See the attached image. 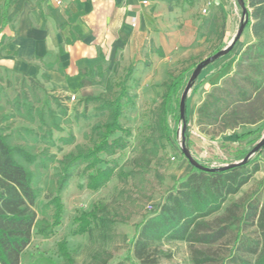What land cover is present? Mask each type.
Here are the masks:
<instances>
[{
    "label": "trees",
    "instance_id": "1",
    "mask_svg": "<svg viewBox=\"0 0 264 264\" xmlns=\"http://www.w3.org/2000/svg\"><path fill=\"white\" fill-rule=\"evenodd\" d=\"M242 1L240 24H244V30L234 46L242 37L251 40L233 52V72L211 87L195 110L197 130L210 140L231 132V139L241 141L255 131L236 135V130L264 125V0ZM10 4L11 0H4L0 5V33ZM73 41L68 39L65 43ZM56 65L60 70L58 62ZM53 67L43 65L46 71ZM132 72L133 66H129L116 92L107 81L104 93L84 98V106L93 104L95 116L101 119L90 129L94 141L90 147L75 145L74 152L59 160L51 149L59 151L74 145L72 133L57 141L53 138L54 133L63 132L71 123L66 100L45 89V74L40 80L30 76L29 85L10 100L0 78V102L4 100L0 103V264H21L20 256L33 235L48 239L53 234L63 212L62 193L77 168L83 167L84 188L88 191L105 187L113 177L121 180L131 175L116 172L115 166H100L104 164L102 156L111 158L127 147L130 131L121 121L124 108L134 105L136 97L126 87ZM181 86L180 79L164 85L159 119L163 133H167L164 115L168 104ZM180 121L183 138L187 139L190 130L186 115ZM263 148L252 160L227 169L206 171L191 167L174 182L154 212L134 226L128 263L170 262L173 254L163 247L182 243L191 264H264V178L254 190L241 193L261 171ZM147 166L148 161L142 169ZM43 191L50 198L38 208L37 200ZM236 196L239 197L230 200ZM109 216L107 207L99 204L75 219L74 235L87 234L96 248L88 257L91 264H107L111 259L107 250L114 239L115 223ZM63 264L76 263L66 254Z\"/></svg>",
    "mask_w": 264,
    "mask_h": 264
},
{
    "label": "rangeland",
    "instance_id": "2",
    "mask_svg": "<svg viewBox=\"0 0 264 264\" xmlns=\"http://www.w3.org/2000/svg\"><path fill=\"white\" fill-rule=\"evenodd\" d=\"M227 4L229 39H233L242 22L241 8L237 0H227ZM240 43L241 40L233 47L230 54L239 48ZM216 45L217 42L212 38L210 41L197 45L196 48L172 49L168 59L156 56L155 49H147L138 51L137 58L130 64L122 63L120 58L112 64L103 62L100 69L101 76H98L97 69L86 71L83 74L88 89L87 94L80 97L76 93H57L46 84L44 85L51 94L64 98L71 110L68 113L71 120L70 125L64 127L63 132L53 135L56 141L59 137H66L69 133L74 136V145L61 147L59 151L56 148L51 149L59 160L63 155L74 152L75 145L90 147L94 141L90 129L95 122L101 119L95 116L93 104L84 106V98L104 93L107 81L114 86L113 91L116 92L126 76L128 67L133 66V72L126 87L129 93L136 97L134 105L124 108L121 121L123 126L130 131L129 137L126 138L127 147L111 158L102 156L104 164L100 166V168L105 165L115 166L116 172L121 170L131 172V175L121 180L113 177L105 187L96 191H88L84 188L86 175L83 167L77 168L69 186L62 193L63 212L60 225L54 228L53 234L48 239L33 235L29 245L20 256L21 264H63V256L66 254L76 264H91L88 257L96 248L87 234L74 235L76 228L74 222L81 213L89 212L99 204L107 207L109 217L115 223L114 239L107 250L111 254V259L107 264L119 262L129 264L127 258L131 257L134 226L150 216L172 188L174 182L191 169L190 164L181 154L182 144L197 164L213 169L241 161L255 147L264 136L263 124L236 130L234 132L236 135L255 131L254 135L241 141L231 139V132H226L225 137H219L211 144L198 146L190 140V132L187 139L181 137V121L178 120L181 94L196 66L225 49V47ZM213 64L202 69L198 78L206 68ZM30 76L32 75L6 74L0 77L6 98L12 99L21 89L27 87L31 81ZM172 79H180L182 86L171 97L168 104L169 107L164 115L167 133H163L162 123H159L160 104L164 94V85ZM3 102L4 100L0 103L3 104ZM115 136H119V133ZM254 157L255 153L249 159L252 160ZM146 161H148V166L142 169ZM259 165L261 171L254 175L250 184L242 188L241 193L254 190L256 183L264 178L263 149ZM237 197L239 196L230 200H235ZM49 198V194L43 191L37 200V207L40 208ZM163 248L170 251L173 258L170 262L162 260V264H191L182 243H170Z\"/></svg>",
    "mask_w": 264,
    "mask_h": 264
},
{
    "label": "crops",
    "instance_id": "3",
    "mask_svg": "<svg viewBox=\"0 0 264 264\" xmlns=\"http://www.w3.org/2000/svg\"><path fill=\"white\" fill-rule=\"evenodd\" d=\"M227 5V0H11L0 33V77L45 74L44 85L57 93L84 96L83 74L97 69L101 76L103 62L120 58L130 64L147 49L168 59L172 49L196 48L212 38L216 46L228 47ZM68 39L74 41L67 45ZM250 40L242 38L240 46ZM235 60L233 53L219 58L187 95L185 115L194 145L215 140L198 132L195 110L209 89L233 72ZM48 64L54 67L46 71Z\"/></svg>",
    "mask_w": 264,
    "mask_h": 264
},
{
    "label": "water",
    "instance_id": "4",
    "mask_svg": "<svg viewBox=\"0 0 264 264\" xmlns=\"http://www.w3.org/2000/svg\"><path fill=\"white\" fill-rule=\"evenodd\" d=\"M239 7L242 9L244 7L243 1L242 0H237ZM242 18H243V12H242ZM244 30V24H240L239 28L234 36V38L231 40L229 46L227 48H225L224 50L217 52L215 55L211 56L210 58L202 61L201 63H199L196 68L194 69L193 73L191 74L189 81L187 82V85L185 86L180 100H179V117L180 120L184 119V115H185V102H186V97L189 93V91L192 88V84H194V82L196 81V79L198 78L200 72L202 69H204L206 66H208L209 64L215 62L218 58L227 55L233 48V46L235 45V43L240 39L242 33ZM183 133H184V128L181 129V137L183 138ZM264 146V136L261 138V140L255 145V147H253L252 151L247 154L241 161L234 163V164H230L228 166H224V167H220L217 169H227L229 167H234V166H238L241 165L243 163H245L252 154L256 153L259 149H261ZM181 154L183 157L186 158V160L188 161V163L190 164L191 167L197 169V170H206V171H211L213 170V168H206L204 166H201L199 164H197L190 156V154L188 153V151L186 150V148L184 147V145L182 144V148H181Z\"/></svg>",
    "mask_w": 264,
    "mask_h": 264
},
{
    "label": "built area",
    "instance_id": "5",
    "mask_svg": "<svg viewBox=\"0 0 264 264\" xmlns=\"http://www.w3.org/2000/svg\"><path fill=\"white\" fill-rule=\"evenodd\" d=\"M144 4H146V2H144ZM71 100H73V98H71Z\"/></svg>",
    "mask_w": 264,
    "mask_h": 264
}]
</instances>
